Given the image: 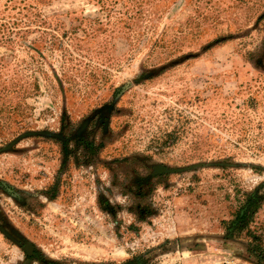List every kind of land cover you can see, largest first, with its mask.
Here are the masks:
<instances>
[{
  "label": "rangeland",
  "instance_id": "rangeland-1",
  "mask_svg": "<svg viewBox=\"0 0 264 264\" xmlns=\"http://www.w3.org/2000/svg\"><path fill=\"white\" fill-rule=\"evenodd\" d=\"M0 264H264V0H0Z\"/></svg>",
  "mask_w": 264,
  "mask_h": 264
},
{
  "label": "trees",
  "instance_id": "trees-1",
  "mask_svg": "<svg viewBox=\"0 0 264 264\" xmlns=\"http://www.w3.org/2000/svg\"><path fill=\"white\" fill-rule=\"evenodd\" d=\"M251 207V208H250ZM254 204H249L248 206H241L237 211L235 216L237 217V221H233L231 228V235H235L237 231H240L242 224L251 216V213L255 210ZM238 235V234H236Z\"/></svg>",
  "mask_w": 264,
  "mask_h": 264
}]
</instances>
